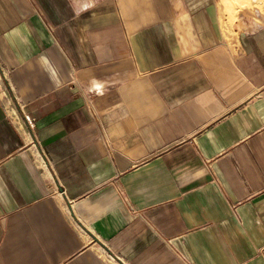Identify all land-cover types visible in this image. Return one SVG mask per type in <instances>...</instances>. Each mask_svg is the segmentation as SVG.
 <instances>
[{
    "label": "crops",
    "instance_id": "crops-1",
    "mask_svg": "<svg viewBox=\"0 0 264 264\" xmlns=\"http://www.w3.org/2000/svg\"><path fill=\"white\" fill-rule=\"evenodd\" d=\"M250 14L0 0V264H264Z\"/></svg>",
    "mask_w": 264,
    "mask_h": 264
},
{
    "label": "rangeland",
    "instance_id": "rangeland-1",
    "mask_svg": "<svg viewBox=\"0 0 264 264\" xmlns=\"http://www.w3.org/2000/svg\"><path fill=\"white\" fill-rule=\"evenodd\" d=\"M262 2L263 0H226V6L233 11L244 10V8L247 6V8L252 11L250 17H253V19L256 20L257 23L261 24L263 20L258 14H256V12L258 10L262 11V13L264 14V4ZM232 18L235 19L236 16L232 14Z\"/></svg>",
    "mask_w": 264,
    "mask_h": 264
},
{
    "label": "built area",
    "instance_id": "built-area-1",
    "mask_svg": "<svg viewBox=\"0 0 264 264\" xmlns=\"http://www.w3.org/2000/svg\"><path fill=\"white\" fill-rule=\"evenodd\" d=\"M27 119L30 121V123L32 124V122H31V120H30V117L29 116H27Z\"/></svg>",
    "mask_w": 264,
    "mask_h": 264
}]
</instances>
